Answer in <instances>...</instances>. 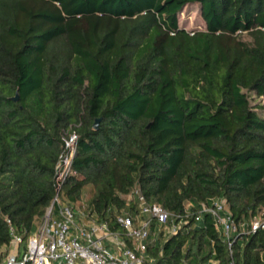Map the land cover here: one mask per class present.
I'll return each instance as SVG.
<instances>
[{"label": "trees", "instance_id": "16d2710c", "mask_svg": "<svg viewBox=\"0 0 264 264\" xmlns=\"http://www.w3.org/2000/svg\"><path fill=\"white\" fill-rule=\"evenodd\" d=\"M189 5L204 29L180 25ZM260 98L264 0H0V260L50 207L63 134L78 125L62 199L92 187L87 216L117 231L139 187L184 222L145 264H264V229L231 254L202 213L218 197L237 224L264 217Z\"/></svg>", "mask_w": 264, "mask_h": 264}, {"label": "built area", "instance_id": "2783aa9c", "mask_svg": "<svg viewBox=\"0 0 264 264\" xmlns=\"http://www.w3.org/2000/svg\"><path fill=\"white\" fill-rule=\"evenodd\" d=\"M77 127L70 126L63 134L64 148L55 167L56 194L50 207L26 241L13 235L0 264H145L151 261L148 248L158 235L168 239L184 226L180 216L150 202L139 187L126 196L132 211L116 216L119 230H112L107 221L79 217L74 206L61 197L63 185L77 174L73 168L79 141ZM202 213L212 216L231 254L236 237L264 229V217L255 218L250 227L237 224L222 198L211 199ZM202 213L196 220H201ZM7 222L10 224V220Z\"/></svg>", "mask_w": 264, "mask_h": 264}, {"label": "rangeland", "instance_id": "374dc122", "mask_svg": "<svg viewBox=\"0 0 264 264\" xmlns=\"http://www.w3.org/2000/svg\"><path fill=\"white\" fill-rule=\"evenodd\" d=\"M180 25L189 31L204 29V22L199 14L198 5H189L183 10L180 16ZM255 102L264 104V98L255 99ZM92 193V187L88 186L85 189L82 200L76 204H72L79 217H84L87 215V200L91 197ZM125 199L127 200L126 196ZM65 201L68 202L67 200Z\"/></svg>", "mask_w": 264, "mask_h": 264}, {"label": "water", "instance_id": "95a60500", "mask_svg": "<svg viewBox=\"0 0 264 264\" xmlns=\"http://www.w3.org/2000/svg\"><path fill=\"white\" fill-rule=\"evenodd\" d=\"M14 100H15V101H19V94H18V93H17L16 96L14 97ZM99 123H100V120H97V121L95 122V128H96V129L98 128Z\"/></svg>", "mask_w": 264, "mask_h": 264}, {"label": "crops", "instance_id": "0c3cea01", "mask_svg": "<svg viewBox=\"0 0 264 264\" xmlns=\"http://www.w3.org/2000/svg\"><path fill=\"white\" fill-rule=\"evenodd\" d=\"M89 199H90V198H89ZM89 199H88V200H89ZM88 200H87V201H88Z\"/></svg>", "mask_w": 264, "mask_h": 264}]
</instances>
